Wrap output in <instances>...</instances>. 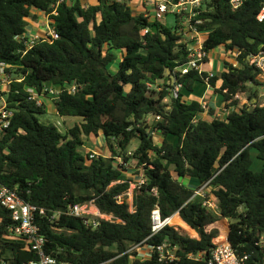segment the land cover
Masks as SVG:
<instances>
[{
	"label": "trees",
	"instance_id": "trees-1",
	"mask_svg": "<svg viewBox=\"0 0 264 264\" xmlns=\"http://www.w3.org/2000/svg\"><path fill=\"white\" fill-rule=\"evenodd\" d=\"M55 3L0 0V64L13 65L9 71L23 78L13 82L6 94L13 117L0 137V185L45 210L47 217L38 216L37 225L47 240L46 253L73 264L110 260L163 264L156 256L148 261L132 259L125 254L126 247L168 242L177 248L178 264H208L212 250L227 238L247 263L264 264V247L258 245L264 235V105L254 90L262 86L259 72L248 61L264 49V18L258 19L264 0H246L235 11L229 0L205 1L197 17L198 29L208 34L204 49L240 52L237 67L226 63L224 72L208 81L207 72L192 69L181 75L177 70L189 52L176 24L167 27L113 0H97V5L88 7L79 0L63 2L53 15ZM34 10L50 15L59 39L39 41L28 49L21 37L27 20L35 17ZM118 53V71L111 74ZM160 81H166L165 89L157 86ZM71 83L79 89L75 94L64 91L55 100L57 115L81 122L63 134L54 124L39 120L46 107L30 100L27 89L40 93L47 86L63 89ZM176 84L182 85L178 97L173 95ZM206 84L223 96L228 109L237 107L236 96L241 93L250 92L249 98L257 102L233 109L225 118L209 110L212 118L202 119L206 107L184 97ZM168 98L170 105L164 104ZM151 131L162 134L161 145L155 144ZM100 133L111 156L83 155L84 139ZM136 139L138 146L130 154ZM252 150L263 163L260 171L252 169ZM118 157L127 165L135 160L146 178L134 190V212L128 204L117 203L116 198L130 189V180L124 179L126 166L116 164ZM173 173L200 185L209 183L220 216L204 208L200 198L191 199L194 189ZM90 201L119 222H102L93 230L78 218L49 220L56 211ZM156 207L163 219L178 212L197 237L166 226L150 238ZM14 225L11 211L0 204L1 260L8 264L37 260L23 243L5 238Z\"/></svg>",
	"mask_w": 264,
	"mask_h": 264
},
{
	"label": "built area",
	"instance_id": "built-area-1",
	"mask_svg": "<svg viewBox=\"0 0 264 264\" xmlns=\"http://www.w3.org/2000/svg\"><path fill=\"white\" fill-rule=\"evenodd\" d=\"M70 0H56L53 5L54 11L52 14H56L57 7L63 2H69ZM117 2L127 3L130 6L132 0H113ZM206 0H180L178 3H172L170 0H141L142 12L140 13L145 18L151 20L162 21L164 17L168 14H174L177 16L178 21L176 23L177 33L181 36L183 42L188 43V60L187 62L179 67L177 70L181 75L187 74L190 70H197L199 73L204 72L203 66L208 59L210 52L204 49L205 39L202 36V32L198 29V25L201 24V20H198L202 6ZM246 0H229L232 10H238ZM264 18V8L260 13L258 19L261 21ZM48 32L49 34L45 37L33 36L30 39L25 37V34L21 39L25 40V44L28 49H31L39 41H47L53 43L55 40L59 39L58 33L51 26L52 20L50 15H48ZM148 30H143L142 34H146ZM224 48V47H221ZM226 51V49L224 48ZM27 51V50H26ZM26 51L24 53H26ZM230 56L229 65L233 67L238 66L237 58L240 52H227ZM235 57V61H232V57ZM249 63L254 66L259 72V78L264 83V49L261 50L256 55L248 57ZM14 66L10 64H0V137L2 132L10 126L11 119L13 117V111L8 108L7 96L13 82H21L23 78L18 77L9 70L13 69ZM208 73V78L217 76L214 72L210 71ZM208 85V84H207ZM211 87V86H210ZM182 85L176 84L173 89L174 97H178V93L181 90ZM79 89V85L76 83H71L66 85L63 89L54 87H45L39 93L34 88H28L30 94L29 99L36 101L38 106H42V98L49 97L54 101L59 98L62 92L67 91L70 94H75ZM238 97V95L236 96ZM203 105V104H202ZM205 108L206 106L203 105ZM231 110H227L224 118L229 114ZM157 119H160L158 117ZM151 119L149 118L148 121ZM156 131H151V135L154 138ZM131 154V153H130ZM98 157L96 154H90V158L94 159ZM119 164H123L127 167V164L123 163L121 158H118ZM139 170H142L141 168ZM143 173V170H142ZM121 182V181H120ZM125 182V181H122ZM146 183L145 175L142 174L137 182H132L130 180V189L119 195L117 203L128 204L130 212H134L133 197L134 190L137 186H141ZM153 193L156 195V189H153ZM200 198L201 203L204 208L216 216H220V210L218 207L217 200L211 194V189L209 183L198 186L194 189V193L191 199ZM0 204L5 208L9 209L12 213V220L14 226L10 228V235L5 236L6 239H15L24 244L26 250L34 252L37 254L38 259L28 262H23L21 264H73L68 261L58 260L56 257L46 253V243L47 240L45 236L41 233L39 226L37 225V217L45 216L46 212L44 209L39 208L35 205L23 201L14 191H11L7 187L0 185ZM175 215H179L177 212ZM173 215V216H175ZM60 216H68L73 218L81 219L84 224L93 230L97 229L102 222L115 223L119 222L112 214L101 212L96 206L94 201H90L84 204H74L69 205L66 209L56 211L53 216L49 218L51 222L58 220ZM172 216V217H173ZM163 219L160 210L156 207L151 215L152 220V234L150 238L158 233H160L166 226L174 227L177 231L178 226L170 224V218ZM195 238V237H192ZM258 245L264 247V235L261 236ZM126 253L131 256L132 259L140 261H148L153 259L155 256L158 261L163 264H178L179 258L176 256V247L171 246L170 243L165 242L160 245H150L145 241L139 244H128L126 247ZM194 256L191 255V258ZM0 264H8L4 261H0ZM101 264H112V260L101 263ZM208 264H249L246 261V257H241L238 255L237 251L234 249L230 241L225 238L220 241L216 247L212 250L211 257Z\"/></svg>",
	"mask_w": 264,
	"mask_h": 264
},
{
	"label": "crops",
	"instance_id": "crops-1",
	"mask_svg": "<svg viewBox=\"0 0 264 264\" xmlns=\"http://www.w3.org/2000/svg\"><path fill=\"white\" fill-rule=\"evenodd\" d=\"M77 0H70L69 2L74 3ZM81 5L83 7H88L90 5H97V0H79ZM131 8L134 11V14H140L142 12V4H141V0H132L131 2ZM33 15L35 17L33 18H29L27 20L28 22V26L26 28V33H25V37L27 39H30L33 36H39V37H45L46 35L49 34L48 32V14L42 12V11H37L34 10L33 11ZM100 20V17H99ZM203 38L206 39L208 37L207 33H203L202 34ZM222 51L220 52H216V57L214 58L213 56H211V52L210 55L208 57V59L206 60L204 66H203V71L204 72H214L217 76H220L222 72H224L225 70V64L229 63V60L231 59L229 54L226 53V51L224 50V48H221ZM121 55V53H120ZM230 58V59H229ZM121 61V59H120ZM231 61V60H230ZM232 61H235V57H232ZM114 71V73H116L118 71V66H114L111 67ZM260 83H263L260 78H258ZM220 86V82L217 84V88H219ZM129 88V86H128ZM259 90L264 93V86L258 87ZM262 95V94H261ZM264 96V95H263ZM239 99H242V97H236ZM186 102H191V101H199L201 104H203L204 106H206L205 112H203L200 117L202 119H210L212 118V115H210L209 110L214 111V115L218 116L220 118H224V114H226L227 110H233L236 108H240L239 106L237 107H231V108H227L225 105V102L223 101V96L219 93H216V91L214 89H212L209 85L206 84L204 91H202V94L200 95V97L195 96V95H190V96H185L184 97ZM43 104L46 107L47 112L49 113H54L57 115V110H56V106H55V101L52 98L49 97H43L42 99ZM246 99L242 100L241 104H245L246 103ZM259 101V100H258ZM257 102V99L253 100V103ZM264 105V103L262 104V106ZM221 110H225L224 114ZM223 115V116H221ZM64 118V117H63ZM89 141L93 140V137L90 138H86ZM94 139H96L98 142L97 144L100 147H103V150L100 151V149L96 146L93 147H89L88 150H90L91 152L96 153L99 156H105V157H110L111 153L109 148L107 147L104 137L102 135V133L99 134L98 137H94ZM154 142L156 145H161L164 137L162 136V134L158 133L157 131L154 134V138H153ZM85 140H84V145L83 147H85ZM101 153V154H100ZM109 154V155H108ZM125 173H128V171H126ZM124 173V174H125ZM130 176H126L124 175V179L129 180ZM183 185H185L188 188L196 189L198 186H200V184L191 178H181V180H179ZM7 240H12V241H16L15 239H7ZM6 256V255H5ZM10 255L6 256L9 257ZM0 261H1V257H0Z\"/></svg>",
	"mask_w": 264,
	"mask_h": 264
},
{
	"label": "rangeland",
	"instance_id": "rangeland-1",
	"mask_svg": "<svg viewBox=\"0 0 264 264\" xmlns=\"http://www.w3.org/2000/svg\"><path fill=\"white\" fill-rule=\"evenodd\" d=\"M163 24H165L167 27H173L175 24H176V18H175V15L174 14H168L164 17V19L162 20ZM222 51L221 50V47L215 49L214 51L211 52V56H213L214 58L217 56L216 55V52H220ZM120 59H121V55L120 53L117 54V60L111 65V67H114V66H118L119 65V62H120ZM110 67L109 71L111 74H115L113 69ZM15 77V75H13ZM165 85H166V81H160L157 83V86H161L162 89H165ZM262 86H264V83H262ZM258 87H261V86H256L254 88L255 93L257 94L258 96V100H259V104L262 105L264 103V93H262ZM204 91V88H198L197 89V92L195 94H189L187 96H190V95H195V96H198L200 97V92ZM262 94V95H261ZM251 95L250 92H246V93H241L239 94V97H242V99H239L237 98V102H238V105L240 108H243L245 106H251L253 104V101L249 98V96ZM247 100L245 104H241L242 100ZM185 100V99H184ZM164 104H167V105H170V99H165L164 100ZM224 114L225 110H221ZM225 115V114H224ZM223 116V115H221ZM38 118L41 122L43 123H49V124H54L55 126L58 127V129L60 130V132H62L63 134H65L70 128H72L75 124H77L78 122H81V119L80 118H63V117H60L54 113H45V114H40L38 115ZM151 120L153 118H150ZM85 140V144L86 146L85 147H82L80 149L81 153L85 156H90V154L94 153V152H91L90 150H88L89 147H93V146H96L100 149V151L103 150V147H100L98 144H97V140L94 139L93 137V140L92 141H89L88 139H84ZM138 146V140H134L132 143H131V146L130 148L128 149L129 153H133L136 149V147ZM96 154V153H94ZM101 154V153H100ZM97 155V154H96ZM109 155V154H108ZM251 155H252V159H253V166H252V169L253 171H260L262 168H263V163L262 161H260L257 156H256V152L255 150H252L251 152ZM99 156V155H97ZM119 158V157H118ZM118 158H116V164H119V160ZM128 173H125L126 176H130L129 177V180H131L132 182H137V180L141 177V175L143 174L142 173V170H139L136 166V161L131 159L129 162H128V165L126 167ZM173 176L175 179L177 180H181L180 177H178L175 173H173ZM178 230L180 233L182 234H185V235H188L190 237H197V234L196 232L195 233H191L190 231H188L187 229L185 228H181L178 226ZM6 256L10 255V252L7 251ZM0 257H1V254H0Z\"/></svg>",
	"mask_w": 264,
	"mask_h": 264
},
{
	"label": "bare ground",
	"instance_id": "bare-ground-1",
	"mask_svg": "<svg viewBox=\"0 0 264 264\" xmlns=\"http://www.w3.org/2000/svg\"><path fill=\"white\" fill-rule=\"evenodd\" d=\"M170 224L171 225H176L179 226L181 228H185L188 231H190L191 233H194L190 228H188L181 220L180 217L178 215L173 216L172 218H170Z\"/></svg>",
	"mask_w": 264,
	"mask_h": 264
}]
</instances>
